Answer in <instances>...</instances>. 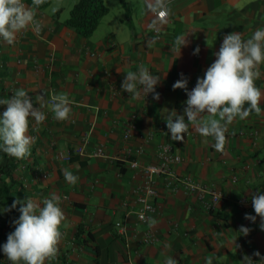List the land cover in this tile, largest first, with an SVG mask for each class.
<instances>
[{"label":"crops","instance_id":"crops-1","mask_svg":"<svg viewBox=\"0 0 264 264\" xmlns=\"http://www.w3.org/2000/svg\"><path fill=\"white\" fill-rule=\"evenodd\" d=\"M108 1L111 7L104 3L109 12L90 38L64 27L70 10L64 14L59 9L56 15L57 10L46 8L36 10L40 37L29 27L13 44H0V99L24 89L34 104L38 95L46 100L41 109L46 120L36 125L29 117L28 135L36 137L30 155L17 159L0 150L9 165L14 200L29 197L43 206L51 194L60 197L65 215L61 239L56 256L45 264H165L169 257L178 264H241L245 255L253 264H264L253 255L259 251L264 257L260 217L254 226L245 219L246 213L256 215L251 194L264 193V63L255 81L262 94L261 112L228 125L222 152L215 149L212 137L201 136L191 124L184 141H172L161 112L167 108L183 114L188 97L172 85L183 73L191 91L215 61L225 35L239 32L246 40L264 29V0H168L170 15L159 25V41L153 40L150 24L155 17L146 10L145 0H125V5L118 1V6ZM177 37L187 41L180 52ZM197 47L200 51L194 54ZM141 65L161 79L155 89L158 100L153 93L145 98L141 92L134 99L121 90L126 73ZM52 94L71 101L67 120L54 118ZM5 109L0 105V114ZM132 121L138 133L152 134L141 155L135 137L122 139ZM85 134V152L102 146L105 156L89 158L76 152ZM165 143L181 157L172 173L205 192L159 176L155 211L140 223L134 211L144 180L127 160L157 164L156 148ZM57 151L69 154L70 160H55ZM65 169L78 177L74 185L66 182ZM210 191L220 197L213 209ZM17 207V217L0 212V246L15 230L11 222L20 216ZM149 218L155 223L150 225ZM117 223L128 228V252ZM242 225L250 229L247 236L240 233ZM147 234L154 238L151 244H144ZM0 264H11L2 248Z\"/></svg>","mask_w":264,"mask_h":264},{"label":"clouds","instance_id":"clouds-1","mask_svg":"<svg viewBox=\"0 0 264 264\" xmlns=\"http://www.w3.org/2000/svg\"><path fill=\"white\" fill-rule=\"evenodd\" d=\"M45 0H32V7L26 6L23 0H0V38L7 44L15 42L16 36L29 27L39 33L42 25L35 19L36 9ZM146 10L155 17L150 28L155 33L160 32L159 25L167 22L170 15L168 0H145ZM53 11H56L54 8ZM158 38L153 37V40ZM187 41L177 37L175 44L179 52ZM199 47L194 54H198ZM215 61L206 70L203 78H197L195 87L188 90V78L183 73L173 85V90L182 89L187 95L183 114L175 109H162V119L165 120L172 141H184L189 125L203 137H212L217 151H223L226 144L225 133L228 125L239 118L244 120L253 112L260 114L261 90L255 81L260 77L259 65L264 63V29H257L248 39H242L239 32H232L223 38L218 52L214 54ZM160 77L153 75L148 68L139 66L137 71H128L123 79L121 90L138 99L141 92L145 98L153 93V99L158 100L160 94L155 91L160 83ZM51 111L57 120H67L71 112V101L66 95L52 94ZM45 96L38 95L35 104L24 89L15 90L10 98L0 99V105L6 109L0 114V150L17 159L30 155V146L36 137L28 135L29 117L36 125L46 120V114L41 110L45 107ZM34 105H39L38 107ZM247 105V107H245ZM207 114V115H204ZM187 117V120H185ZM187 121V122H186ZM66 182L75 184L78 177L65 169ZM60 197L51 194L41 202L27 197L21 201L16 199L11 206H5L3 211L10 212L20 205V216L12 220L14 231L7 236V241L0 248L11 264H45L57 254V245L61 239L60 226L65 215L59 207ZM252 207L255 216L245 214V219L256 221L260 217V229L264 231V193L257 190L251 194ZM155 221L149 218V224ZM250 229L240 227V233L247 236ZM237 247H239L237 245ZM260 260L259 251L253 253ZM165 264H178L172 257ZM241 264H253L251 257L245 255Z\"/></svg>","mask_w":264,"mask_h":264},{"label":"built area","instance_id":"built-area-1","mask_svg":"<svg viewBox=\"0 0 264 264\" xmlns=\"http://www.w3.org/2000/svg\"><path fill=\"white\" fill-rule=\"evenodd\" d=\"M23 2L26 4V0H23ZM41 31L39 33H36L35 31H33V33L36 37H40ZM151 32H152L153 37H156L158 35V38L155 39L156 41H159L161 39L160 32L158 34L152 30ZM3 41L4 40L0 38V44ZM146 97H148V95ZM132 119H134V116H132ZM134 137L139 142V147L137 148L136 153L138 155H141L144 152V146L152 139V134L138 133L137 126L132 121L130 123H127V125L125 126V129L122 133V139L126 141ZM87 141H88V135L85 134L81 137V140H80L82 145L76 148V152L78 154L84 155L89 158L105 156L102 146H98L91 153H86L84 150V145L87 143ZM156 158L158 159V163L151 164V165H141L137 160H127V165L131 169L138 170L144 180L143 192L136 199V204L138 208L134 211V215L136 219L138 220V222L140 223H145L148 220L149 215L155 211L154 199L156 198V191L154 189V184H155V179L159 176L167 177L168 179H171L175 181L177 184H180L184 187H188L191 189H197L203 193L205 192L199 189L197 186L190 185L185 179L179 178L178 176L172 173L171 167L180 164L181 157L179 156V154L175 153L171 145L166 144V143L159 144L156 148ZM54 159L58 161H69L70 156L69 154L64 155L62 152L57 151L54 154ZM209 195L211 197L209 209H213L215 204L219 201L220 197L214 191H210ZM241 203H243V201H241ZM248 224L249 226H254L255 222L253 223L252 221L248 220ZM115 227L118 230L119 235L124 238L125 244H126V251L128 252L129 250L128 242L129 241L127 240L128 238L127 237V232H128L127 226L125 224L117 223ZM153 241H154L153 236L150 234H147L144 239V244H151V242Z\"/></svg>","mask_w":264,"mask_h":264},{"label":"trees","instance_id":"trees-1","mask_svg":"<svg viewBox=\"0 0 264 264\" xmlns=\"http://www.w3.org/2000/svg\"><path fill=\"white\" fill-rule=\"evenodd\" d=\"M120 4L125 5V0H118ZM50 0H45L36 10L42 11L48 8ZM26 4L32 7V0H26ZM61 10H57L56 15ZM104 0H77L69 11L68 18L63 22L64 27L72 30L78 36L87 39L97 29L100 21L108 14ZM3 154L0 153V212H4L5 206H11L14 199L11 195L9 184L13 183L11 175H9V165ZM5 160V161H4ZM18 207L10 212H4L8 216H15Z\"/></svg>","mask_w":264,"mask_h":264},{"label":"rangeland","instance_id":"rangeland-1","mask_svg":"<svg viewBox=\"0 0 264 264\" xmlns=\"http://www.w3.org/2000/svg\"><path fill=\"white\" fill-rule=\"evenodd\" d=\"M77 0H50V5L48 6V8L50 10H53L54 8L56 10L62 9L64 14H67V12L71 9V7L73 6L74 3H76ZM114 2H116L117 6H118V0H113ZM106 3L109 7H111V4L108 0H106ZM112 9V12L114 13V9ZM112 13V14H113Z\"/></svg>","mask_w":264,"mask_h":264}]
</instances>
